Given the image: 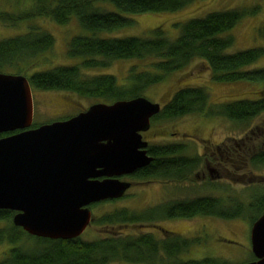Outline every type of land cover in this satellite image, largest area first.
I'll use <instances>...</instances> for the list:
<instances>
[{
	"label": "trees",
	"instance_id": "16d2710c",
	"mask_svg": "<svg viewBox=\"0 0 264 264\" xmlns=\"http://www.w3.org/2000/svg\"><path fill=\"white\" fill-rule=\"evenodd\" d=\"M32 7L26 13L0 12V23L17 27L22 20L42 18L58 25L68 24L72 18L92 36L74 35L68 42L67 57L73 64L57 65L48 70L31 72L33 60L53 49L55 38L48 31L30 28L27 33L0 40V73L24 75L32 88L43 91H62L95 100L98 103H113L145 97L148 88L160 84L169 75L183 70L194 61L207 65L214 82L234 83L237 81L264 82V69L244 71L243 68L264 55V48H252L227 52L233 47L235 38L231 34L237 23L246 15L238 9L211 12L204 17L192 18L179 27L174 40L159 30L151 37L101 38L97 34L131 27L134 20L116 12L99 10L94 2H109L127 14L174 13L182 11L197 0H32ZM21 22V23H19ZM264 39V27L259 30ZM77 59V60H76ZM145 61L141 70L130 68L124 82L112 74H90L88 71L110 67L117 61ZM33 65V64H32ZM96 104V103H95ZM264 113V96L251 100L230 103H213L210 92L203 86L185 87L177 90L160 113L152 118L173 120L189 115L221 117L249 128L253 119ZM4 136V135H2ZM1 137V136H0ZM188 146L182 143H166L149 146L153 161L136 174L140 179L183 183L190 181L192 172L204 161L203 157L189 156ZM252 150V149H251ZM253 152V150H252ZM249 176L242 183L238 193L230 192L226 183L224 193L219 196L217 185L208 182V188L215 194L185 198L166 205L156 206L140 214L126 209L94 217L92 226L115 228L132 227L152 223L165 218L191 219L213 217L223 221L249 220L252 224L264 214V175L257 171L264 169V150L254 153L249 165L244 163L243 150L239 152ZM227 187H229L227 189ZM14 212L0 210V244L10 243L13 247L0 264H220L215 259H180L191 240L177 236L158 239L154 234L110 233L94 241L81 238L72 240H47L31 237L12 223ZM122 224V225H121ZM142 232V233H141ZM122 233V232H121ZM27 235L36 242L34 248L18 245ZM255 260V258L253 259Z\"/></svg>",
	"mask_w": 264,
	"mask_h": 264
},
{
	"label": "rangeland",
	"instance_id": "374dc122",
	"mask_svg": "<svg viewBox=\"0 0 264 264\" xmlns=\"http://www.w3.org/2000/svg\"><path fill=\"white\" fill-rule=\"evenodd\" d=\"M32 2V0H0V12L17 14L20 11L23 14L31 9ZM94 6L99 10L119 13L135 22L131 27L97 34L98 37H151L154 30H159L170 40H174L179 35V27H176V24H182L192 18L204 17L211 12L238 9L247 13L233 30L224 34H231L235 38L233 47L227 52L233 53L252 48H264V39L260 37L259 33V30L264 27V0H197L182 11L174 13L127 14L121 12L112 3L102 1L94 2ZM22 22H19L21 24L17 27H7L6 24L0 23V40L27 33L30 28H41L51 33L55 38L53 49L33 60L34 63L29 65L31 72L35 71L33 68L36 66L37 70H48L57 65L73 64L74 60L67 57V47L71 37L74 35H93L91 32L81 28L74 18L63 26L42 18H30L22 20ZM146 63L145 61L137 60L117 61L108 68L88 72L90 74H112L120 82H124L131 67L135 66L136 70H141ZM259 69H264V55L254 63L243 68L244 71ZM196 86L207 88L211 94L213 103L216 104L230 103L238 100L254 101L264 96V82H214L209 68L200 61H194L183 70L169 75L160 84L148 88L144 96L150 101L164 106L177 90ZM32 95L33 126L35 127L67 120L87 110L91 105L98 103L95 100L62 91H43L32 88ZM251 130L255 131H253L249 138ZM4 136L7 135L5 134ZM190 136L193 138L188 139ZM145 137L150 145L182 143L189 147L188 150L192 146L190 151L187 152L189 156L194 155L196 152H204L205 154L203 148L204 146H208L209 149L213 148L212 151L215 152L214 158L219 159L220 155L216 150V146L218 145L227 144L228 146L235 147L239 145L241 148L248 146L252 150L254 148L259 149L260 144H262L261 141L264 140V114L253 119L248 129L237 126L225 118L206 117L204 115H189L173 120L159 119L152 122L150 131ZM262 146H264V141ZM203 162L202 168L205 167ZM210 166L214 168L213 165ZM242 166H244L242 159L235 162L234 166L230 167L229 174H227L230 182H227L225 178L223 182L216 184L219 196H222L224 193L226 183L230 185V192L233 194L241 191L242 186H236V183H242L250 174L246 167L241 170ZM257 172L264 175V169ZM220 173L221 175L224 174L222 170H220ZM213 175L216 176V174ZM193 176L191 180L194 181L197 187L192 190L190 189L192 185L186 187L185 185L187 184H183L184 186L180 190L175 189L179 185L166 186L163 183L148 184V187L146 185L144 189L134 186L132 189L129 188L130 190H128L126 196L122 197V199L103 201L94 206L92 209L93 215L95 218H99L104 214L122 209H126L129 212L141 213L146 208L155 204L157 205L168 197L182 199L191 195L200 197L216 193L205 185V182L208 180L200 182ZM157 223L169 231L184 234L188 238L197 237V239L195 238V243L183 254V261H199L209 258L219 261L220 264H245L254 259L250 244L252 222L247 219L223 221L213 217L199 216L193 219L163 220L157 221ZM4 227L5 223L0 222V229ZM143 228L144 232H147V229ZM139 231H142L139 225L132 227L117 225L115 228L94 225L85 231L81 239L84 241H94L98 238L107 237L111 232L124 236L127 234H138ZM35 242L34 239L25 235L22 242L18 245L32 249L37 246ZM12 247L13 245L10 243L0 244V261L7 256ZM110 264L130 263L113 262Z\"/></svg>",
	"mask_w": 264,
	"mask_h": 264
},
{
	"label": "water",
	"instance_id": "95a60500",
	"mask_svg": "<svg viewBox=\"0 0 264 264\" xmlns=\"http://www.w3.org/2000/svg\"><path fill=\"white\" fill-rule=\"evenodd\" d=\"M160 111L137 97L33 128L29 79L0 73V210L15 212L13 225L31 236L81 237L93 221L90 206L124 197L131 184L119 178L153 161L142 133ZM250 242L255 260L245 264H264V214Z\"/></svg>",
	"mask_w": 264,
	"mask_h": 264
},
{
	"label": "flooded vegetation",
	"instance_id": "af4514ba",
	"mask_svg": "<svg viewBox=\"0 0 264 264\" xmlns=\"http://www.w3.org/2000/svg\"><path fill=\"white\" fill-rule=\"evenodd\" d=\"M264 114V113H263ZM262 115V114H261ZM260 116V115H259ZM257 118V117H256ZM151 124H152V119H151ZM34 128V127H33ZM151 128V127H150ZM150 131V129L148 130V131H146V132H143L142 133V136H143V140L144 141H147L148 142V148H147V154H148V156L149 157H152L153 159H154V157L153 156H151L150 154H149V152H148V149H149V146H151L150 145V143H149V141L146 139V134L148 133ZM253 131H255V130H251L250 131V133H249V138L251 137V134L253 133ZM192 136H190V137H188V139H190ZM193 138V137H192ZM253 138V137H252ZM260 139H262V138H260ZM194 140H196V139H194ZM264 141V140H263ZM263 141H261L262 142V144H260V147H259V149H256V148H254V150H253V152H252V148H249L248 146H244L243 148H241L239 145H237L238 147H235V146H228L227 144H223V145H218V146H216V150H217V152H218V154L220 155V158L218 159V158H214L215 157V152L214 151H212V149L213 148H208V146H204V151H205V154H204V152L203 153H199V152H196L194 155H196V156H199V157H203V160H204V165H205V167L204 168H202L201 166H202V163H201V165L199 166V168L196 170V171H193L192 172V175H194L193 177H195V178H197V181H206V180H208L209 182H215V185L217 184V183H221V182H223V179H225L226 178V181L227 182H230L229 181V178L227 177L228 175L227 174H229V172H230V167H233L234 166V161L237 159V158H240L241 157V154L239 153V152H241V150H243V153H244V156L242 155V158H244V163L246 164V166H248L249 165V161H250V159L252 158V155L254 154V153H257V152H259V150H264V146H262L263 145ZM192 147V146H191ZM191 147H190V149H191ZM190 149L188 150V152L190 151ZM193 156V155H192ZM213 165L214 166V168L213 167H211L210 165ZM201 167V168H200ZM143 169V168H142ZM205 169V170H204ZM213 169H215V170H213ZM140 170V169H139ZM139 170H137L135 173H133V174H131V175H125V176H122V177H120L119 179L121 180V181H125V182H129L130 184H131V187H130V189H132L134 186H138V188H142V189H144V188H146L145 186L147 185V187H148V184H152V183H163V184H165L166 186H173V185H179V187L178 188H175L176 190H180L184 185L183 184H187V185H185L186 187L188 186V185H192V187L190 188L191 190L192 189H194V188H196L197 186H196V184H194V181H192L191 179H190V181H186V182H183V183H176V182H172V183H168V182H163V181H149V180H147V179H140L139 177H137V173H138V171ZM220 170H222L223 172H224V174H222L221 175V173H220ZM215 171V172H214ZM213 174H216V176H214ZM213 176H214V178H213ZM228 179V180H227ZM194 180V179H193ZM207 181V182H208ZM207 182H205V185L206 186H208L207 185ZM180 185H182V186H180ZM201 185H203V184H201ZM200 186V185H199ZM176 187V186H175ZM129 189V190H130ZM128 192V191H127ZM127 192H126V194H127ZM126 194L124 195V196H126ZM166 195V194H165ZM195 197H197V196H195V195H191L190 197H185V198H195ZM200 197H202V196H200ZM185 198H182V199H185ZM122 199V198H121ZM181 198H178V197H168L166 200H164L163 202H161V203H159V204H155V205H152V206H150V207H148V208H146L143 212H145L146 210H149V209H152V208H154V207H156V206H160V205H166V204H168V206H169V204L170 203H173V202H175V201H177V200H180ZM98 204H100V203H96V204H93V205H91L90 206V210H91V213H92V218H93V221L95 220L94 219V215H93V211H92V209H93V207L94 206H96V205H98ZM134 213H136V214H140V212L139 213H137V212H134ZM142 213V212H141ZM14 214H15V212H14ZM199 217V216H198ZM193 218H197V216L196 217H193ZM193 218H191V219H193ZM181 218H172V219H167V218H165V219H160V220H157V221H163V220H180ZM93 221L91 222V224H90V226L89 227H91L92 226V223H93ZM157 221H155V222H152V223H143V224H138L140 227H141V230H143L144 231V228L143 227H145V229H147V232H145V233H151V234H154L158 239H164L165 238V236H167V235H169L170 237H175V236H177V237H179V238H182V239H188V240H191L190 242H192L191 244H194L195 243V238L197 239V237H191V238H188V237H186V235H184V234H179V233H175V232H173V231H169V230H167L165 227H163L162 225H160L159 223H157ZM149 224V225H148ZM136 226V225H135ZM88 227V228H89ZM87 228V229H88ZM22 232H24L25 234H27L22 228H19ZM86 229V230H87ZM150 229H152L151 231H149ZM85 233V232H84ZM83 233V234H84ZM29 235V234H28ZM29 236H31V235H29ZM31 237H34V236H31ZM35 238H40V237H35ZM79 238H81V237H79ZM43 239H47V240H54V239H48V238H43ZM77 239V238H76ZM57 240H63V239H57ZM66 240H72V239H66ZM250 244H251V242H250ZM182 256L183 255H181L180 256V259H183L182 258ZM254 256V255H253ZM254 261V260H253Z\"/></svg>",
	"mask_w": 264,
	"mask_h": 264
},
{
	"label": "clouds",
	"instance_id": "9594fccd",
	"mask_svg": "<svg viewBox=\"0 0 264 264\" xmlns=\"http://www.w3.org/2000/svg\"><path fill=\"white\" fill-rule=\"evenodd\" d=\"M12 212V211H11ZM16 214V213H15ZM14 217V216H13ZM12 221H13V219H12ZM13 223V222H12ZM17 228H19V227H17Z\"/></svg>",
	"mask_w": 264,
	"mask_h": 264
}]
</instances>
